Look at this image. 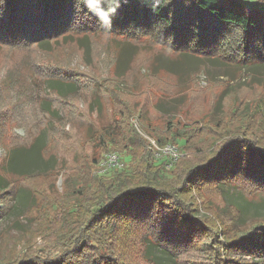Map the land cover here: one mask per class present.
<instances>
[{
  "label": "rangeland",
  "instance_id": "1",
  "mask_svg": "<svg viewBox=\"0 0 264 264\" xmlns=\"http://www.w3.org/2000/svg\"><path fill=\"white\" fill-rule=\"evenodd\" d=\"M242 1L264 14V0ZM95 30L81 31L74 41H58L51 50L37 46H0L2 109H7L11 101L15 102L16 96L20 97L18 87L23 93L32 91L29 86L35 85L34 80H41L42 86L39 88L42 99L28 107L27 120L31 125L0 126L6 143L29 145L32 138L44 130L43 122L48 116L42 105L48 98L60 118L51 116L49 127L57 124L47 148L49 154H55L61 162L57 171L48 176L9 177L18 190L14 198L16 204L13 202L8 215L0 218V264L15 259L20 252L37 251L43 243L58 242L66 228L63 217L52 204L60 203L59 210H68L73 202L69 195L76 189L73 190V176L84 188L91 189V174L94 171L93 175H96L102 169L108 154H117L126 167L143 161L140 142L132 152L124 145L111 144L106 139L105 132L110 127V132H116L121 125L128 138L136 129L152 149L151 141L155 140L148 132L156 138L167 137L165 135L170 131L188 136L187 146L180 148L182 152L177 150L178 155L185 158L172 172L177 184H180L179 177L186 166L206 162L230 132L246 130L260 139V145L264 147V64L255 62L247 67L237 62L234 52L218 48L210 52L211 56L184 55L174 49L172 41L162 39L158 30H153V34L131 31L130 35L124 36L100 27ZM35 68L36 77H31L29 74L34 75ZM21 76L32 83L6 82L10 87L1 83ZM52 76L77 78L73 81L77 84L83 76L84 81L79 83L82 87L78 93L62 99L49 90L48 85L61 80ZM56 85L61 86L63 94L68 92L70 95L71 86ZM8 112L4 110L1 117L7 116ZM171 120L172 130H169ZM123 147L127 151H123ZM165 157L170 160L167 156L161 160ZM4 158L5 152L0 146V163L5 161ZM94 160L99 161V170ZM31 170L38 174L40 167ZM110 171L106 170L105 174ZM232 183L223 187L202 186L193 199L198 206L197 216L209 227L225 230L224 235L231 238L247 234L258 222L264 221V193L254 192L241 177ZM30 190L36 195L37 204L28 215L22 216L31 205ZM3 208L0 203V209ZM202 230L203 234L208 233L207 229ZM224 235L221 233L218 239L226 241ZM197 237L198 233L188 240L177 241L176 259L160 249L148 256L145 247L134 246L133 239L124 240L123 251L128 254L127 259L134 258L129 264H218L216 251L210 249L214 241ZM249 260L239 252L227 256V262L242 264Z\"/></svg>",
  "mask_w": 264,
  "mask_h": 264
},
{
  "label": "trees",
  "instance_id": "2",
  "mask_svg": "<svg viewBox=\"0 0 264 264\" xmlns=\"http://www.w3.org/2000/svg\"><path fill=\"white\" fill-rule=\"evenodd\" d=\"M98 25L96 16L79 0H0V46H37L51 50L56 42L74 41L81 31H96ZM153 30L160 31L161 38L166 42L172 41L174 49L184 55L211 56L210 52L218 48L234 52L237 62L247 67L255 62L264 64V14L249 8L242 0H121L112 17L111 28L104 31L124 36L130 35L131 31L147 34ZM36 69L34 75L29 74L31 77H36ZM51 78L61 79L48 87L62 99L78 93L82 87L79 83L84 81L83 76L78 84L73 82L77 79L73 77ZM15 80L32 83L22 76L1 83L10 87L6 82L13 84ZM37 81H33V87L29 86L32 91L23 93L18 87L20 97L16 96L15 102L11 101L7 109L0 106L3 112L10 111L5 117L0 115V126L31 125L27 120L28 107L35 106L34 103L42 99L39 90L42 88L41 80ZM59 83L72 87L70 95L68 92L63 94L61 86L56 85ZM46 99L42 105L48 116L43 122L44 130L33 137L29 145H10L5 141L4 130L0 131V146L5 152V161L0 163V203L4 205L0 209V218L8 215L13 202L16 204L14 198L18 189L9 177L31 179L48 176L61 164L60 159L55 154L50 155L47 148L57 124L55 122L49 127L51 116L55 119L60 117L50 105V100ZM172 121L168 123L169 130H172ZM111 128L105 132L106 139L111 144L124 145L132 152L140 142L143 161L126 167L122 160V169L114 168L104 175H93V171L91 189L84 188L83 183L73 176V190L76 189L69 195L73 202L68 210H59L60 203L52 204L63 217L66 232L60 235L58 242L43 243L34 252H20L15 259L4 264H129L134 258L130 256V260L127 259L128 254L123 251L124 240L132 239L134 246L145 247L148 256L155 249H160L176 259L177 241L188 240L196 233L198 239L208 237L210 242L214 241L210 249L216 251L218 264H236L227 262V256L233 252L250 258L242 264H264V221L258 222L247 234L231 238L224 235L225 230L213 229L200 219L197 203L193 202L194 194L202 186L223 187L233 184L239 177L247 181L254 192L264 193V147L260 145V139L246 130L238 133L229 130L230 133L222 138V143L206 162L186 166L182 170L180 184H177L172 172L185 158L179 156L168 170L171 158L156 160L150 143L136 129L128 138L121 125L116 132H110ZM147 134L159 146L172 145L180 152V148L189 142L188 136L171 131L169 137L168 134L159 138L152 133ZM106 139L103 138V144ZM124 147L123 151H127ZM94 162L99 170V161ZM36 166L40 167V172L31 173ZM30 192L31 205L22 216L28 215L37 204L36 195ZM202 229H207L208 233L203 234ZM221 233L226 241L218 239Z\"/></svg>",
  "mask_w": 264,
  "mask_h": 264
},
{
  "label": "clouds",
  "instance_id": "3",
  "mask_svg": "<svg viewBox=\"0 0 264 264\" xmlns=\"http://www.w3.org/2000/svg\"><path fill=\"white\" fill-rule=\"evenodd\" d=\"M79 3L87 6L89 12L96 16L99 27L108 30L112 25V17L120 7L121 0H79Z\"/></svg>",
  "mask_w": 264,
  "mask_h": 264
},
{
  "label": "built area",
  "instance_id": "4",
  "mask_svg": "<svg viewBox=\"0 0 264 264\" xmlns=\"http://www.w3.org/2000/svg\"><path fill=\"white\" fill-rule=\"evenodd\" d=\"M140 131L141 130H139V132ZM151 144L154 147L152 150H153L156 160H160L163 156H167L171 158L170 162L167 164L168 170L171 169L173 167L174 162L179 157L177 148L172 145H167L163 149H160L159 146L154 141H151ZM161 152L163 153V156H161ZM101 168L102 169L98 173L105 174L106 170H110L114 168L122 169L123 164L117 154L110 153L107 155L106 160L104 161V164L101 165Z\"/></svg>",
  "mask_w": 264,
  "mask_h": 264
}]
</instances>
